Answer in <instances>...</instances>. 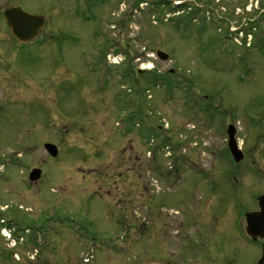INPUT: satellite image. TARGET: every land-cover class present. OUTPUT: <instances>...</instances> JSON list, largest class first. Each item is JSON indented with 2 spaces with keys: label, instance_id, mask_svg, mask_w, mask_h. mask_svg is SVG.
Listing matches in <instances>:
<instances>
[{
  "label": "rangeland",
  "instance_id": "rangeland-1",
  "mask_svg": "<svg viewBox=\"0 0 264 264\" xmlns=\"http://www.w3.org/2000/svg\"><path fill=\"white\" fill-rule=\"evenodd\" d=\"M244 4L0 0V247L3 226L26 240L10 261L258 264L243 216L264 193V25ZM13 5L46 17L41 41L16 42Z\"/></svg>",
  "mask_w": 264,
  "mask_h": 264
},
{
  "label": "water",
  "instance_id": "water-1",
  "mask_svg": "<svg viewBox=\"0 0 264 264\" xmlns=\"http://www.w3.org/2000/svg\"><path fill=\"white\" fill-rule=\"evenodd\" d=\"M4 16L7 25L14 36L21 42L27 43L40 37L41 30L45 26L46 18L42 15L30 14L23 10L19 6L8 7L4 11ZM158 57L167 61L169 54L159 50L157 52ZM228 133V147L236 162H240L244 158V154L238 146L236 140V128L234 125H229L227 129ZM44 148L52 156L56 157L59 153L58 147L53 143H45ZM42 170L40 168H34L30 174L29 179L31 181H38L41 178ZM260 210L256 212H248L246 214L247 232L254 239H264V195L259 196ZM259 264H264V244L261 259Z\"/></svg>",
  "mask_w": 264,
  "mask_h": 264
},
{
  "label": "flooded vegetation",
  "instance_id": "flooded-vegetation-1",
  "mask_svg": "<svg viewBox=\"0 0 264 264\" xmlns=\"http://www.w3.org/2000/svg\"><path fill=\"white\" fill-rule=\"evenodd\" d=\"M244 2H245V6L247 7V6H249V9L252 11L253 9H254V6H256V7H258L259 8V10H258V12H256L257 14H253L254 15V17H252L251 19H254V18H257V20L258 19H260L261 17H262V19H263V21L262 20H260V22L258 23V21H256L255 23H254V25L255 26H257V27H259V25H264V0H263V2L261 3L260 2V0H244ZM256 4V5H255ZM243 5V6H244ZM124 26H125V24H122V26H121V28H119V32H120V34H121V32H123L124 30H125V28H124ZM119 34V35H120ZM51 41L52 40H57V39H55V38H51L50 39ZM64 40V39H63ZM118 40H122V39H118ZM127 45H129V43H127ZM100 60V58H98V61ZM101 62L103 63V61H102V59H101ZM132 68V66H130V64H129V66L127 65V76L129 77H131V75L132 74H135V72H134V70H132L131 72H130V69ZM143 71V70H142ZM141 73V72H140ZM6 248V247H5ZM42 253V252H41ZM13 255H14V252H13V250H10V249H8V248H6V249H2L1 247H0V264H24V263H22V262H16V261H10L9 259H11L12 257H13ZM27 264H33V263H27ZM42 264H68V263H64L63 262V257H61V258H59V260L58 261H53V262H43Z\"/></svg>",
  "mask_w": 264,
  "mask_h": 264
},
{
  "label": "trees",
  "instance_id": "trees-1",
  "mask_svg": "<svg viewBox=\"0 0 264 264\" xmlns=\"http://www.w3.org/2000/svg\"><path fill=\"white\" fill-rule=\"evenodd\" d=\"M168 76V75H167ZM167 76H165V77H167Z\"/></svg>",
  "mask_w": 264,
  "mask_h": 264
}]
</instances>
